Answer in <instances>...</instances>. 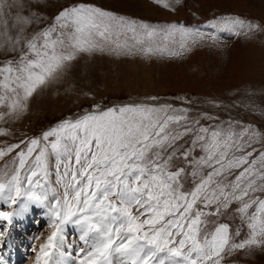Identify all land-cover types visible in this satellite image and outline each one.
Listing matches in <instances>:
<instances>
[{"label":"snow or ice","instance_id":"obj_1","mask_svg":"<svg viewBox=\"0 0 264 264\" xmlns=\"http://www.w3.org/2000/svg\"><path fill=\"white\" fill-rule=\"evenodd\" d=\"M153 2L172 8L169 0ZM40 19L25 0H0V47L19 48L17 58L0 63V109H6L0 120L19 118L34 95L58 81L81 54L106 48L131 53L139 45L145 56L179 55L166 42L177 43L178 35L184 50L189 41L203 39L183 24L153 26L84 3L63 8L53 23L26 34ZM223 24L229 31L260 28L238 17ZM187 111L177 114L171 105L113 107L62 121L43 133L44 143L32 138L0 147L3 159L26 145L11 169L7 163L0 169V200L17 205L12 212L0 210V220L11 223L29 204L48 208L54 231L36 264H51L68 223L80 227L89 249L79 264H221L226 253L264 249V129L237 121L194 132ZM197 148L203 155L194 154ZM181 161L188 168L178 166ZM189 177L193 187L185 191ZM233 204L248 228L238 242L229 224L209 230L215 222L206 219ZM212 205L215 211L203 210Z\"/></svg>","mask_w":264,"mask_h":264},{"label":"rangeland","instance_id":"obj_2","mask_svg":"<svg viewBox=\"0 0 264 264\" xmlns=\"http://www.w3.org/2000/svg\"><path fill=\"white\" fill-rule=\"evenodd\" d=\"M169 2L171 9L153 0H44L39 6L32 0H25L31 11L41 17L26 34L53 23L54 16L63 8L84 3L153 26L183 24L202 33L203 39L198 38L195 44L189 41L184 50L179 47L178 35L177 43L166 42L169 49L180 52L179 55L165 52L145 56L137 51L139 45L131 53L116 54L106 48L104 52L81 54L58 81L34 95L27 111L19 118L0 120V129L8 132L0 135V147L32 138H41L44 143L43 133L62 121H74L86 113L125 105H171L177 114H184L183 110L187 109V123L194 132L200 126L211 131L217 127L226 128L229 122L237 121L264 129V0ZM24 14H28L27 8ZM236 17L259 24L260 28L249 31L237 26L227 30L223 20ZM210 22L217 27H212ZM3 40L4 37L0 36V44ZM18 56L19 48L11 51L0 47V63ZM197 120L199 124L195 123ZM192 135L184 138L188 142L185 147L190 145ZM180 143L184 144V141ZM24 148L26 145L21 144L20 149L0 159V169L6 163L11 169L16 152ZM194 154L203 155L199 148ZM178 166L188 168L183 161L178 162ZM52 181L55 182L54 175ZM192 187V178L189 177L184 190L190 191ZM198 207L203 208V205ZM215 207L212 205L203 210L215 211ZM236 207L238 205L233 204L227 210L221 209L218 216L206 217L215 222L208 225L209 230L218 223H227L234 240L238 242L245 238L248 228L235 211ZM16 209L17 205L9 207L0 200V210L12 212ZM51 220L48 208L36 204H29L26 210L13 217L11 223L0 220V233H3L0 245L4 247L0 250V258L3 264H36L41 245L54 231ZM237 229L241 232L238 237L235 236ZM81 235L78 225L66 224L63 239L53 250L51 264H79L89 250ZM221 264H264V249L226 253Z\"/></svg>","mask_w":264,"mask_h":264},{"label":"bare ground","instance_id":"obj_3","mask_svg":"<svg viewBox=\"0 0 264 264\" xmlns=\"http://www.w3.org/2000/svg\"><path fill=\"white\" fill-rule=\"evenodd\" d=\"M21 221H22V220H21ZM40 224H41V221H40ZM37 225H38V224H37ZM25 227H27L26 224H24V229H25ZM36 229H38V228H36ZM24 231H25V230H24ZM25 236H28V234H26ZM6 237H7V236H6ZM1 247H2V248H1ZM3 248H4V247L0 245V250H2ZM84 248H85V245H84ZM86 249H87V247H86ZM86 249H85V251H86ZM85 251H84V252H85Z\"/></svg>","mask_w":264,"mask_h":264}]
</instances>
